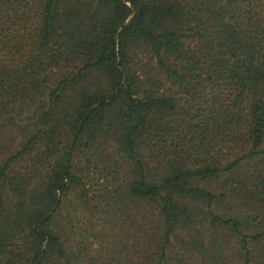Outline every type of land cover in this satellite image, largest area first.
Here are the masks:
<instances>
[{"label": "trees", "instance_id": "16d2710c", "mask_svg": "<svg viewBox=\"0 0 264 264\" xmlns=\"http://www.w3.org/2000/svg\"><path fill=\"white\" fill-rule=\"evenodd\" d=\"M0 264H264V0H0Z\"/></svg>", "mask_w": 264, "mask_h": 264}]
</instances>
